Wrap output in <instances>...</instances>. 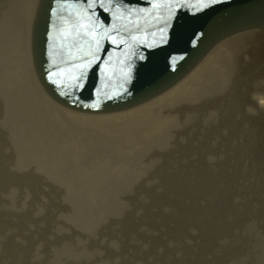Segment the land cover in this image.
<instances>
[{
  "label": "rangeland",
  "instance_id": "374dc122",
  "mask_svg": "<svg viewBox=\"0 0 264 264\" xmlns=\"http://www.w3.org/2000/svg\"><path fill=\"white\" fill-rule=\"evenodd\" d=\"M8 44L0 41V100L14 106L0 116V264H193L192 254L202 259L194 264H264V116L250 125L253 107L240 103L258 74L243 63L248 49L226 45L187 84L195 105L229 64L223 110L201 107L196 127L189 116L151 132L150 120L136 129L140 143L114 149L116 133L130 127L113 131L120 123L108 121L90 136L65 114L56 125L52 108L36 100L27 58ZM47 130L73 137L52 139ZM53 141H88L101 153L105 142L103 152L117 159H65L75 149Z\"/></svg>",
  "mask_w": 264,
  "mask_h": 264
},
{
  "label": "water",
  "instance_id": "95a60500",
  "mask_svg": "<svg viewBox=\"0 0 264 264\" xmlns=\"http://www.w3.org/2000/svg\"><path fill=\"white\" fill-rule=\"evenodd\" d=\"M255 30L264 0H37L31 58L56 102L108 112L167 90L217 43Z\"/></svg>",
  "mask_w": 264,
  "mask_h": 264
},
{
  "label": "bare ground",
  "instance_id": "6f19581e",
  "mask_svg": "<svg viewBox=\"0 0 264 264\" xmlns=\"http://www.w3.org/2000/svg\"><path fill=\"white\" fill-rule=\"evenodd\" d=\"M6 1V3H5ZM0 0V11L3 9L6 11L4 15V19L8 21H4V23H0V41L8 44L11 48L15 47V54L18 55L19 51L25 55L27 58L26 62L28 63V78L32 84L33 90L37 94L36 100L41 101L45 106L51 107L54 114H52L59 123L61 121L63 124H66L64 121L65 119L62 118V115H69L68 119H74L75 123H85L87 124V128L82 130H76V133H85L90 136L97 135L96 131L105 129V122L111 121L112 123L118 124V128H115L113 131H117L119 128H124V126L130 127L129 131H124L121 133H116L115 145L113 146L118 149L124 145L131 146V144H138L140 143L136 138V129L141 128L147 122H151V132H155L157 127H165L170 130H174L175 128L179 127L180 125L187 124L190 122V117H194V124L193 127H196V120L198 113L199 116L206 113V110L200 111L202 107L205 109V105L216 104L220 110H223V105H218L219 102H224V99L227 97L226 94L223 93V89L225 87L226 82L232 81V74L230 70V65L226 64V70L222 73L219 81L217 82V86L215 88H211L210 91L205 92L200 97H197V101L195 105H190L187 103V99H192L191 97H187L186 88L187 84L190 80L194 79L196 74L201 70L202 66L206 63V61L213 56L217 51L222 50L223 48L227 47V43L229 42L232 44L236 49H243L246 48L249 50L247 52V57L243 59V63L245 66H255L256 72L255 74V81L253 80L252 85H248L247 92L244 96H241L242 99L240 103L243 104H250L253 107L251 113V121L249 122L250 125H258L259 118L261 115L264 116V36L255 31H251L248 33H244V35L250 37L251 39L248 41H241L240 37L232 38L229 41L226 40L222 43H219L212 51L211 54L205 59V61L197 67L193 72L189 73L186 77L181 79V81L177 82L173 87L168 89L167 91L163 92L162 94L154 97L153 99L146 101L145 103L134 106L125 110L116 111L112 113H84V112H76L66 108H60L58 105L53 103L49 97H47L42 90L40 89L33 70L31 68V63L29 59V33H30V22L33 12L36 7L37 0ZM6 5V6H5ZM5 7V8H4ZM241 41V42H240ZM240 42V44H239ZM230 46V45H229ZM240 46V47H239ZM2 50H0V60H1ZM240 59V58H239ZM11 60H14V56L11 57ZM2 61V60H1ZM231 63V62H228ZM9 69H13L12 67H8ZM1 69V67H0ZM239 69V68H238ZM263 73V74H262ZM253 86V87H252ZM1 88V87H0ZM30 94V93H29ZM226 96V97H224ZM238 98V97H237ZM0 116L3 112L4 117H8L12 114L14 106L10 107L9 110L7 106L0 100ZM157 110L159 111L160 118L163 122L160 123L159 114H157ZM205 112V113H203ZM255 113V114H253ZM17 115V114H16ZM213 113L210 115L205 116V124L202 125V128L207 127L210 123V119H213ZM160 123V124H158ZM51 126V125H49ZM55 126V124H54ZM63 128V127H62ZM149 128V129H150ZM196 130V129H192ZM56 131V130H55ZM47 130L42 132L41 134L47 135L52 139H66V137H73V135H65L60 133V131L56 132ZM38 132V131H37ZM39 133V132H38ZM103 135V134H102ZM19 136V135H17ZM87 140L89 138L86 136ZM121 140V141H120ZM56 148L55 149H68L73 148L75 151L73 153H69L68 157L65 159L72 157L73 160H112L117 159V154L114 153H104L103 150L105 148H110L107 146L105 142L99 143L102 148V153L97 150L90 151L85 146L88 145L87 142L78 143L82 145V147H75V146H67L68 142H59L53 141L52 142ZM85 143V144H84ZM121 143V144H120ZM107 146V147H104ZM65 153H57L56 156L60 157ZM155 155V153H154ZM118 158L120 156L118 155ZM235 161V160H234ZM161 170H165L166 168L163 167V163L160 167ZM160 171V170H159ZM173 174V173H170ZM169 174V177H170ZM164 179V178H163ZM177 177L171 178L170 182L173 183L177 180ZM139 221V220H138ZM141 222V221H139ZM142 223V222H141ZM145 222L143 226L146 224ZM142 226V227H143ZM224 237L223 234L220 235ZM222 240V239H221ZM220 240V241H221ZM150 250L157 252V249L152 247ZM200 257H196L195 255H191L189 260L194 264L196 262L202 263L201 255ZM117 259V258H115ZM161 262V261H160Z\"/></svg>",
  "mask_w": 264,
  "mask_h": 264
},
{
  "label": "snow or ice",
  "instance_id": "6c2138e0",
  "mask_svg": "<svg viewBox=\"0 0 264 264\" xmlns=\"http://www.w3.org/2000/svg\"><path fill=\"white\" fill-rule=\"evenodd\" d=\"M93 2H94V0H93ZM210 2L215 3L216 0H210ZM89 7H91V3L89 4ZM97 59H99V57H97Z\"/></svg>",
  "mask_w": 264,
  "mask_h": 264
}]
</instances>
